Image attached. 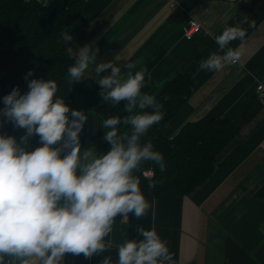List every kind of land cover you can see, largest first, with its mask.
<instances>
[{"label": "crops", "instance_id": "obj_1", "mask_svg": "<svg viewBox=\"0 0 264 264\" xmlns=\"http://www.w3.org/2000/svg\"><path fill=\"white\" fill-rule=\"evenodd\" d=\"M38 1L48 6L55 0ZM84 14L89 31L74 51L91 43L99 47L97 63L117 57L122 72L127 73V62L135 63L133 72L147 69L144 92L155 97L180 74L193 79L182 111L169 123L151 127L143 140L172 138L186 123L203 118L230 119L233 139L211 178L192 193L148 198L152 207L143 217L116 218L107 238L111 248L91 260L67 254L65 264H101L109 255L115 262L123 239L139 238L138 225L157 229L176 264H264V101L256 95L257 85L264 84V0H85ZM191 18L203 32L187 39L184 27ZM225 26L245 30L243 41L229 45L241 48V58L220 71L201 70V61L218 50L215 37ZM67 79L74 82L68 74ZM84 79L97 82L94 69ZM100 91L99 85L94 94L77 96L72 106L89 117L80 133L82 149L94 148L98 155L107 142ZM135 111L140 109L130 113L126 108L128 116ZM24 131L11 123V135L19 139ZM29 144L39 146V137H30Z\"/></svg>", "mask_w": 264, "mask_h": 264}, {"label": "clouds", "instance_id": "obj_2", "mask_svg": "<svg viewBox=\"0 0 264 264\" xmlns=\"http://www.w3.org/2000/svg\"><path fill=\"white\" fill-rule=\"evenodd\" d=\"M254 25V21L252 22ZM245 30L225 26L215 37L218 50L200 63L201 70L220 71L241 58V48L230 47L243 41ZM66 52L74 57L68 68L72 81H79L94 69L101 86L100 95L114 104L126 101L123 118L131 134L118 131L121 118L103 119L105 139L111 147L102 155L94 148L84 150L80 133L88 115L72 109L59 94L55 79L31 78L27 91L16 86L5 95L0 109V127L7 118L19 137L0 133V264H65L67 254L91 260L112 247L107 239L119 217L139 219L152 207L135 175L143 161H152L163 170L166 162L151 140L142 137L162 120L161 104L142 91L147 69L132 71L134 62L123 65L119 59L97 63L99 47L91 43L74 51L68 30L61 33ZM107 75H100L106 70ZM39 137L31 147L29 138ZM139 238L123 239L117 260L105 256L101 264H176L167 241L157 229L138 225Z\"/></svg>", "mask_w": 264, "mask_h": 264}, {"label": "trees", "instance_id": "obj_3", "mask_svg": "<svg viewBox=\"0 0 264 264\" xmlns=\"http://www.w3.org/2000/svg\"><path fill=\"white\" fill-rule=\"evenodd\" d=\"M85 0H55L45 6L38 0H0V109L2 98L19 86L27 91L25 79H55L59 94L72 108L77 96H90L98 91L99 84L92 79L70 82L68 68L74 57L66 50L61 33L68 30L75 44L85 40L90 21L84 14ZM148 86L142 89L146 91ZM193 92V79L189 74L176 76L155 97L161 104L163 118L152 126L157 129L169 123L185 107ZM102 116L121 118L118 131L123 136L131 134L124 129L123 118L128 117L126 101L114 104L105 100L98 108ZM0 133L11 135V122L4 118ZM233 139L231 121L228 118L200 119L186 123L174 137L157 136L152 141L166 162L161 170L152 161H143L136 170L140 187L146 198H157L167 193L185 196L204 184L214 174L222 160L221 153ZM141 142H147L141 139ZM111 147L106 142L104 154ZM101 154V155H102ZM153 168L155 175L148 179L143 172Z\"/></svg>", "mask_w": 264, "mask_h": 264}, {"label": "built area", "instance_id": "obj_4", "mask_svg": "<svg viewBox=\"0 0 264 264\" xmlns=\"http://www.w3.org/2000/svg\"><path fill=\"white\" fill-rule=\"evenodd\" d=\"M172 8H175V4L171 5ZM203 32V26L196 19H189L184 27V37L191 39L193 36ZM256 95L259 99L264 101V84L260 83L256 88ZM143 175L148 179H153L155 171L153 168H148L143 172Z\"/></svg>", "mask_w": 264, "mask_h": 264}, {"label": "rangeland", "instance_id": "obj_5", "mask_svg": "<svg viewBox=\"0 0 264 264\" xmlns=\"http://www.w3.org/2000/svg\"><path fill=\"white\" fill-rule=\"evenodd\" d=\"M145 138V137H144ZM154 137H151L150 139L149 138H145L144 140L145 141H148V140H153Z\"/></svg>", "mask_w": 264, "mask_h": 264}, {"label": "bare ground", "instance_id": "obj_6", "mask_svg": "<svg viewBox=\"0 0 264 264\" xmlns=\"http://www.w3.org/2000/svg\"><path fill=\"white\" fill-rule=\"evenodd\" d=\"M158 198V197H157Z\"/></svg>", "mask_w": 264, "mask_h": 264}]
</instances>
